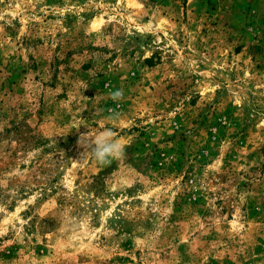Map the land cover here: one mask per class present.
I'll list each match as a JSON object with an SVG mask.
<instances>
[{
  "label": "rangeland",
  "instance_id": "1",
  "mask_svg": "<svg viewBox=\"0 0 264 264\" xmlns=\"http://www.w3.org/2000/svg\"><path fill=\"white\" fill-rule=\"evenodd\" d=\"M0 264H264V0H0Z\"/></svg>",
  "mask_w": 264,
  "mask_h": 264
},
{
  "label": "clouds",
  "instance_id": "2",
  "mask_svg": "<svg viewBox=\"0 0 264 264\" xmlns=\"http://www.w3.org/2000/svg\"><path fill=\"white\" fill-rule=\"evenodd\" d=\"M109 97L113 101H119L123 98V90H115L109 93ZM76 143L83 148L81 154H91L96 162L101 165L108 164L111 159L124 154V146L115 138L110 128L98 131L94 137H89L88 133L82 134Z\"/></svg>",
  "mask_w": 264,
  "mask_h": 264
}]
</instances>
